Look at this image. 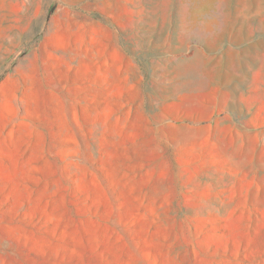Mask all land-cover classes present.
I'll return each mask as SVG.
<instances>
[{"label":"rangeland","instance_id":"obj_1","mask_svg":"<svg viewBox=\"0 0 264 264\" xmlns=\"http://www.w3.org/2000/svg\"><path fill=\"white\" fill-rule=\"evenodd\" d=\"M0 264H264V0H0Z\"/></svg>","mask_w":264,"mask_h":264}]
</instances>
